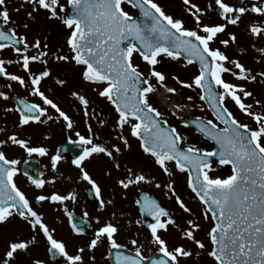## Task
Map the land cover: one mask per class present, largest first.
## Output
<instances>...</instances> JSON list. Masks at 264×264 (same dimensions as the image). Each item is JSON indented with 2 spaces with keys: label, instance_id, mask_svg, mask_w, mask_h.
<instances>
[{
  "label": "snow or ice",
  "instance_id": "obj_1",
  "mask_svg": "<svg viewBox=\"0 0 264 264\" xmlns=\"http://www.w3.org/2000/svg\"><path fill=\"white\" fill-rule=\"evenodd\" d=\"M8 2L0 0V27L16 23L12 20ZM214 2L224 23L211 26L203 24L201 16L204 13L199 6L192 0H182L184 11L193 22L192 27H185L182 19L166 13L156 0H67V7L60 0H20L13 11L30 9L26 12L29 20L35 19L33 13L41 11L47 19L59 20L68 31L65 44L55 51H49L46 38L43 43L39 38L30 42L27 35L19 34L15 27L0 31V51L11 49L16 56L15 60L0 58V77L18 83L21 88L27 89L28 95L41 102L18 98L16 108L5 109L6 112L15 111L18 114L17 128L62 119L66 129H73L69 115L42 90L46 79L54 80L60 87L67 83L52 76L50 63L63 62L80 67V79L93 85V90L114 108L117 116L114 139L118 143L112 144L110 148L96 143L98 137L94 136L90 125L87 137L76 132L78 141L69 140L70 145L81 149L77 158L72 160L79 172L78 180L91 186L101 210L112 204V200L105 202L100 186L86 170L84 162L93 156L103 155L112 160L113 166L119 170L121 166L116 158L131 148L128 137L124 135L126 126L129 135L139 141L144 156L150 157L152 166L164 176L171 178L176 172L186 174L187 188L203 206V219L211 221L206 231L210 247L197 239L201 229L199 217H195L185 205L174 186L175 181L169 179L163 185L164 195L169 199L174 198L179 208L194 218L186 221V227L179 228L172 214L149 195L143 194L134 201L141 217H151L153 222L147 224L150 242L158 247L161 254L151 259L149 264H182V259L186 261L195 256L198 260L205 254L212 264H264V111H254L253 104L244 101L252 98L256 106H264L243 84L223 78V74L228 73L235 80L251 83L257 79V75H252L237 59L229 58L219 47L212 46L217 40L225 48L230 43L234 44L235 34L229 33L227 39H220V34L226 31L228 25L238 26L244 15L251 13L264 19V0L241 6L231 5L225 0ZM125 4L136 9L142 19L138 20L126 11ZM22 26L28 28L27 23ZM248 30L255 36L264 35V22L252 23ZM65 47L67 52L64 51ZM136 55L140 57L146 71H141V65L134 62ZM164 60L179 63L185 68L189 65L196 67L197 71L187 81L175 74L171 79L179 89L196 91L199 101L212 112L213 119L196 117L192 122L200 135L214 142L211 150L188 144L187 138L176 127L168 124L163 119L164 114L153 104L154 96H159L161 102L167 104L171 97L179 94L178 88L169 86L168 77L157 67ZM12 63L25 75L9 73L6 64ZM228 64L233 67H227ZM33 65L40 67L34 71ZM258 75L264 78V73ZM70 95L79 101L87 118L88 99L77 91H72ZM0 98L9 99L3 92H0ZM186 99L193 101L191 95ZM228 101L240 113L251 118L256 127L241 123L227 106ZM181 107V104L172 103L171 115L176 116ZM98 123L101 127L105 125L104 120ZM182 123L185 127L189 126L187 122ZM7 144L18 146L29 157L33 154H48L45 147L31 146L28 140L19 138L16 133L0 140V147ZM50 159L55 172L61 157L52 155ZM20 163V160L10 159L0 150V224L19 217L33 234L27 239L9 240L0 256V264H14L19 254L28 253L36 243L38 234L45 238L48 253L52 257H63L65 264H84L85 252L90 254L88 259L95 264V255L92 253L105 241L109 250H116L114 264H144L146 257L141 254V247H137V239L130 241L135 248V256L120 252L124 245L116 239L119 228L111 222L98 227L85 246L78 247L76 254H70L66 244L54 238V229L48 228L42 214L33 208L32 201L14 182ZM170 165H174L175 171ZM217 166L230 167L231 174L226 177L212 175L218 170ZM105 174L110 176L111 172ZM28 180L37 190H42L46 184L55 183V178L44 180L31 175ZM153 180L143 168L137 170L127 167L124 175L115 183L123 190H130L142 184H152ZM155 187L162 188V185L157 182ZM69 199L74 201L75 193L64 195L52 191L46 194L40 191L34 197L35 203L41 206L44 203L63 204ZM84 216H87L86 212ZM96 222L99 223V219ZM142 223L141 219L136 220L138 226ZM70 225L73 234H83V228L77 227L71 220ZM170 225L179 228L180 240L191 244L195 251L184 244L169 248L168 241L160 233H167ZM108 258L104 257L105 260ZM30 264L44 262L34 258Z\"/></svg>",
  "mask_w": 264,
  "mask_h": 264
},
{
  "label": "rangeland",
  "instance_id": "obj_2",
  "mask_svg": "<svg viewBox=\"0 0 264 264\" xmlns=\"http://www.w3.org/2000/svg\"><path fill=\"white\" fill-rule=\"evenodd\" d=\"M60 2L62 4H65V6L67 7V0H60ZM156 2L163 7L166 13L176 18L182 19L184 21L185 27L193 26V22H191V16H189L184 11L185 6L183 5L182 0H156ZM19 3L20 0H9L8 2V9L11 14L12 20L16 22L14 25H7L8 27L17 28V32L19 34L27 35L30 42L34 38H39L43 43L46 38L47 43L49 44V51H55L57 47L65 44V37L67 36L68 31L59 20L47 19L43 11H41V13H33L35 19L29 20L26 16V12L30 11V9H22L19 12L13 11V8L18 6ZM192 3H195L197 5L198 2L196 0H192ZM242 4L244 5L245 3L238 2L236 6H241ZM124 6L125 10L128 11L132 16L135 15L133 9L127 7L126 5ZM201 19L203 24H207L210 26L224 23L221 17L215 19L213 23L204 21L202 17ZM262 22H264V19L248 13L242 17V19L239 21L238 26L228 25L226 31L220 34V39H227L229 33L235 34L236 42L234 44L230 43L229 46L225 48L220 45L219 40H217L216 43L212 46L219 47L221 51L225 52L226 55H228L229 58L237 59L246 69L250 71L252 75H257V79L251 83L235 80L228 73L223 74V78L235 84H243L248 91L253 93L255 99L260 100L261 105L264 106V84L258 79V76H260L258 74L264 73V56L261 60L253 57V53L255 50L264 55V35L257 36L255 41L248 38L246 35V31L247 29H249L250 24ZM24 23L28 24V28H21V25H23ZM30 30L34 32L30 34ZM64 51L67 52L66 47L64 48ZM134 62L141 65V71H146V67L140 60V57L138 55L135 56ZM38 67L40 66L33 65V70L35 71ZM49 67L52 70L53 77H59L60 79L66 80L67 83L63 87H60L54 83V80L46 79L43 82L42 90H44L46 95L52 98L54 102H56L59 107L69 115V117L73 121V129H66L65 123L62 119H60L58 122L49 121L48 124H31L30 126H25L23 129L24 139L28 140L31 146L45 147L48 150L47 159L51 158V156L54 155L57 147H59L61 144L69 140L78 141V137L75 135L76 132H79L81 135L87 137L89 135V125L92 128L94 136L98 137V139H95L96 143H107L109 145L118 143V141L114 139V136L116 135L114 129L115 120L117 118L116 113L110 106L108 101L104 98H101L99 94L93 90V85L85 83L84 81H82V79H80V67L75 66L74 64H66L63 62L50 63ZM157 67L168 77V85L178 88L179 94L171 97L169 103L167 104L161 102L159 96H154L153 104L158 107V109L164 114L163 119L167 120L168 124L176 127L180 134L187 138L188 144H196L198 147L211 150L212 146L199 138L191 129L186 128L182 124L181 120V117L183 115L202 117L205 120L213 119L210 112L207 110L203 102L199 101L196 91H192L189 89H179V86L175 85V82L171 79V76L175 74L179 76L181 80L187 81L189 80L191 75L197 71L196 67L192 65H189L186 68L181 67L179 63L169 60H164L163 63L161 65H158ZM227 67L232 68L233 66L231 64H228ZM72 91H77L88 99L89 105L87 109V118L84 116V110L81 107L79 101L70 95ZM162 91L163 90H161V92ZM189 95L193 97V101L191 102L186 99V97ZM27 100L30 102L34 101L41 103L38 98L32 97L30 95H28ZM244 102L246 104H253L254 111H264V107L256 106L252 98H249ZM172 103H178L183 106L179 111H177L176 116L171 115L170 112ZM227 106L241 123H246L252 128L256 127L255 122L252 121L251 118L240 113L231 101H228ZM201 108H203V110H201ZM5 109L6 108H4V106L0 103V129H8L9 132L20 130V128L16 127L18 121L16 120L14 113L6 112ZM51 111L52 110L50 109V112ZM177 117H179V119ZM99 120L105 121V125L103 127H101L98 123ZM4 134V131H2V133L0 131V140H3L5 138L3 136ZM124 135L128 137L131 148L130 150L123 152L122 157L124 156L125 161L128 163L137 164L140 168H143L146 174H150L151 177L154 178L152 184H142L141 186H146L143 187V189L147 190V188H150L151 191L161 194L164 183H166L169 179L175 181L174 186L178 194L181 196L183 202L192 210V213L195 214V217H199L201 229L199 231V234L197 235V239H201L204 243H206V245H209L210 247V243L208 242V238L206 236V231L210 227L211 221H205L203 219L201 204L197 199L194 198L193 194L187 188L186 174L176 172V174L171 178L164 176L158 168L152 166L151 158L144 156L139 148V142L129 135L127 126L124 129ZM45 137H47V139ZM121 147L123 146L121 145ZM170 167H172L173 171H175L174 165H170ZM217 168L218 170L212 173V175L226 177L231 174V170L228 166H217ZM157 182H161L162 188L155 187V183ZM182 213V216L184 218H194L190 216L189 213H185L184 211ZM179 228L177 232H172L173 241L181 242L179 239ZM25 233H27V238H29L33 234L30 229ZM37 238L38 237L36 235V240H38ZM186 244L187 246L190 245L189 243ZM193 258L194 256L190 259V261ZM199 259L202 260L205 264H212L210 258L207 257L206 254L202 255ZM14 264H16V262H14Z\"/></svg>",
  "mask_w": 264,
  "mask_h": 264
},
{
  "label": "flooded vegetation",
  "instance_id": "obj_3",
  "mask_svg": "<svg viewBox=\"0 0 264 264\" xmlns=\"http://www.w3.org/2000/svg\"><path fill=\"white\" fill-rule=\"evenodd\" d=\"M196 1L198 2L197 5L204 13L201 16L204 21L213 23L215 19L220 17V15H218L220 10L218 6L215 5L214 0ZM253 1L255 0H225V2L235 6L238 2L245 3L244 5H246L251 4ZM61 15H63V13H61ZM21 28L24 29L22 25ZM33 32L34 31L30 30L29 33L32 34ZM263 56L264 55L261 53V59H263ZM0 58L5 60H15L16 56L11 49H5L0 51ZM6 69L9 73L21 76L25 75L15 63L6 64ZM0 92L5 93L9 97L8 100L0 98V103L4 108H15L12 103L13 96H17L21 99H28L27 89L21 88L18 83L10 81L6 77H2L0 80ZM13 113L18 121V114L15 111H13ZM23 129L24 128L10 132L8 129H5L6 131H4L5 134L3 136L6 138V135L16 133L19 138L24 139ZM103 145L110 148L112 144L109 145L103 143ZM58 148L59 147H57L54 155H58ZM0 150L4 151L10 159L15 158L21 161V163L17 165L19 172L13 178L14 182L32 201L33 208L42 214L43 222L48 228L50 230L54 229V238L61 240L66 244L67 251L70 254H76V249L78 247L85 246L98 227L106 222H111L119 228V233L117 234L116 239L118 243L124 245V247L120 249V252L123 255L135 256V248L131 245L130 241L132 239H137V247H141V254L146 257L144 264H149L151 259L158 258L161 254L158 251V247L150 242L151 234L147 229V224L152 223L153 221L151 217H141L138 206L134 203V201L140 198L143 194L149 195L164 208L170 210L176 225H179V227L182 228L186 227V221L188 219L187 217L184 218L182 216L183 210L175 203L174 198L169 199L164 195L163 188L161 194H158L151 191L150 188H147V190L143 189V187L146 186L141 185L138 187H132L130 190H123L115 183L118 178L124 175V171L127 167H133L137 170L140 169L137 164L126 162L122 155L116 158V162L121 166L119 170L113 166L114 162L112 160H109L108 157L103 155L93 156L84 162V167L100 186L102 197L105 202L112 200V204L107 205L105 209L101 210L99 207V201L96 199L95 193L91 190V186L84 181L78 180V169L72 164V160L77 158V156H75V158L70 155L61 157L58 162V170L54 172L51 168V159H47V155L39 156L33 154L29 157L23 149L11 144L0 147ZM25 160L31 161L30 170L28 169V171L37 173V175L39 174V179L51 180L55 178V183L46 184L42 190L35 189L22 172ZM108 171L111 172L110 176L105 174ZM40 191H43L46 194L52 191H58L60 194L64 195L68 192H73L75 193L76 199L74 201L71 199L66 200L63 204L53 205L44 203L43 206H41L37 205L34 200L35 195L39 194ZM85 212L87 213V216H84ZM113 213H115L114 216ZM97 219H99V223L96 222ZM137 219L143 221L139 226L136 224ZM70 220L72 223H75L77 227L83 228L84 232L82 235L73 234ZM29 229V226L24 221H21L19 217H16L7 223L0 224V231H2L0 232V256L3 255L9 240L17 238L27 239V233L25 232L29 231ZM177 231V227L170 225L167 233L161 231L160 234L168 241L169 248L179 244H184L186 248H191L192 245L190 244L187 246L186 243L188 242L186 241L180 240L181 242H178L172 240V232ZM37 237L38 240H36V243L30 247L28 253H21L17 256L15 261L16 264H30L31 260L34 258L42 260L44 264H65L63 257L58 255L52 257L48 253V246L42 234H38ZM192 249L195 251L193 246ZM115 254L116 250H109L107 248L106 241L103 244H100L94 250V253H92V255H95V264H114ZM89 255V253L85 252L84 264H92L88 259ZM105 256L109 257L108 260L104 259ZM190 259L191 258L186 261L182 259V264H205L202 260H197L195 256L191 261Z\"/></svg>",
  "mask_w": 264,
  "mask_h": 264
},
{
  "label": "water",
  "instance_id": "obj_4",
  "mask_svg": "<svg viewBox=\"0 0 264 264\" xmlns=\"http://www.w3.org/2000/svg\"><path fill=\"white\" fill-rule=\"evenodd\" d=\"M136 10V9H135ZM137 11V10H136ZM137 13H138V11H137ZM138 20H141L142 18L140 17V15H139V13H138V16L136 17ZM0 31H6V29L4 28V27H0ZM247 36L249 37V38H253V39H255L256 38V36L255 35H253L249 30H247ZM125 43H127V42H125ZM133 43H134V41H133ZM256 55H258L257 53H255ZM262 81L264 82V79H262ZM13 100H14V102H15V105H16V107L18 106L17 104H16V100H17V98H13ZM207 106V105H206ZM208 108V107H207ZM210 111V110H209ZM211 112V111H210ZM212 113V112H211ZM195 120V118H191V117H187V116H185L184 118H183V122H187L188 124H189V126L190 127H192L193 129H194V127L192 126V122ZM195 130V129H194ZM196 131V130H195ZM196 133H198L197 131H196ZM199 134V133H198ZM200 135V134H199ZM202 136V135H201ZM203 138H205L204 136H202ZM206 139V138H205ZM208 140V139H207ZM210 141V140H209ZM211 143H213V145H214V142L213 141H210ZM70 149V150H69ZM77 152H79V150H77L76 148H74L73 147V145H70L69 143L68 144H65V145H63L61 148H60V154L61 155H63V154H70V155H72V154H74V153H77ZM28 165H29V163L28 164H25L24 165V167H23V169L25 168V171H24V173H25V175H27V176H29V175H31L33 178H34V175L33 174H31L29 171H28Z\"/></svg>",
  "mask_w": 264,
  "mask_h": 264
}]
</instances>
